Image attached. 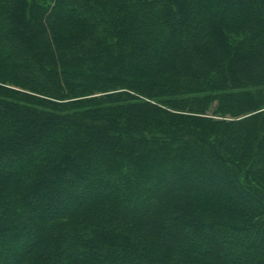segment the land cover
<instances>
[{"label": "trees", "instance_id": "1", "mask_svg": "<svg viewBox=\"0 0 264 264\" xmlns=\"http://www.w3.org/2000/svg\"><path fill=\"white\" fill-rule=\"evenodd\" d=\"M0 264H264V0H0Z\"/></svg>", "mask_w": 264, "mask_h": 264}]
</instances>
